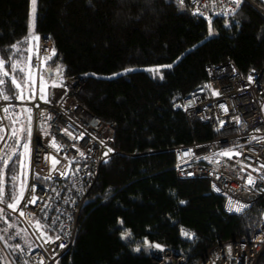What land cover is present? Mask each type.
Segmentation results:
<instances>
[{
  "label": "trees",
  "instance_id": "trees-1",
  "mask_svg": "<svg viewBox=\"0 0 264 264\" xmlns=\"http://www.w3.org/2000/svg\"><path fill=\"white\" fill-rule=\"evenodd\" d=\"M28 8L29 0H0V58L9 71L4 88L13 97L12 77L22 79L28 69L35 70L37 41L25 42ZM34 35L53 47L43 60L44 79L47 69L82 77L77 102L116 125L115 153L102 164L75 241L58 264H151L152 245L196 264L218 243L251 239L264 223V195L243 213L227 214L224 197L212 192L208 179L177 177L173 150L215 136L206 125L189 124L181 108L207 79L206 64L231 60L244 77L264 66V0H242L232 16L211 18L193 15L187 3L176 0H37ZM13 62L25 72L13 71ZM164 65L172 67L160 80L146 71H125ZM6 116L5 130L12 127ZM4 137V144H14ZM23 232L5 211L0 256L14 264L27 262L32 244ZM6 241L23 251L12 252ZM258 264H264V255Z\"/></svg>",
  "mask_w": 264,
  "mask_h": 264
},
{
  "label": "built area",
  "instance_id": "built-area-1",
  "mask_svg": "<svg viewBox=\"0 0 264 264\" xmlns=\"http://www.w3.org/2000/svg\"><path fill=\"white\" fill-rule=\"evenodd\" d=\"M184 3L189 5L193 15L202 18L230 17L238 9L231 0H184ZM52 53L51 41L39 36L33 73L36 89L43 60ZM204 70L207 79L183 99L181 108L189 124L206 125L215 136L176 147L173 150L174 169L180 179H208L212 192L224 197V211L239 215L264 195V180L261 179L264 169L260 167L264 164V66L247 77L231 60L206 64ZM59 84L62 86L48 85L45 91L47 102L40 100L37 94L34 99L23 102L0 99V127L6 126L4 107L32 110L30 162L25 171L27 188L24 199L17 211L0 204L31 239L32 248L26 253L27 264H40L41 260L43 264H58L68 253L99 170L115 153V123L90 113L76 100L84 86L83 78L65 75ZM221 105L228 111L225 112ZM65 129L75 138L66 135ZM254 136L258 139L253 140ZM53 138L60 146L59 152L52 147ZM3 144L4 140L0 141V149ZM109 148L111 152H108ZM229 149L240 155H233L231 159L217 155ZM81 152L84 156L80 155ZM47 157L59 160L56 170H52L51 160ZM66 168L70 169L68 175H60ZM249 173L255 178L253 185L247 184ZM33 186L35 191H32ZM32 196L37 197L35 204L28 203ZM230 200L243 205V211H229ZM20 211L25 215L21 216ZM36 220L45 225L48 236L52 237L51 242L40 238L33 227ZM57 236L60 238L56 239ZM262 255L264 223L259 225L251 239L218 243L196 264H258ZM150 261L151 264H184L181 256L163 247L152 250Z\"/></svg>",
  "mask_w": 264,
  "mask_h": 264
},
{
  "label": "snow or ice",
  "instance_id": "snow-or-ice-1",
  "mask_svg": "<svg viewBox=\"0 0 264 264\" xmlns=\"http://www.w3.org/2000/svg\"><path fill=\"white\" fill-rule=\"evenodd\" d=\"M180 4L184 3V0H178ZM232 3H235L237 6L242 2V0H231ZM36 8H37V0H31V13H32V25L34 27L35 18H36ZM234 11V10H233ZM209 24H211V21L209 20ZM209 32L211 34V28H209ZM32 41H39V37L35 36L32 32L29 33V38L26 40V43H31ZM13 47H16V45H13ZM33 51L32 47L30 46L28 48V52L31 53ZM28 59H31L29 57ZM6 60L0 58V99L3 101H9L11 99H17L20 101L25 100H31L35 98L36 93L34 91L31 92L30 95H25V91L30 89L35 84V79L33 77V72L31 69H28L27 75L24 78H17L15 76L12 77L11 83L14 86V88L17 90L15 96H10L6 93L4 85L6 84V81L3 77L9 76V71L5 70V64ZM172 65H164V66H158L155 68H148L146 71H149L153 73L154 76L159 75L161 79H163V75L161 74L162 68H171ZM11 69L13 71L19 70L20 72H25L24 68L20 67V62H13L11 65ZM60 70H58L59 72ZM125 71H133V69H125ZM249 80H252V77H249ZM62 86L61 84H58L55 80L52 82V87H59ZM206 87H210V85H206ZM46 88V82L44 80V76L40 75V99L47 102V95L45 92ZM214 95H218V93H213ZM222 108H224L223 105H221ZM224 111L227 112L228 109L224 108ZM3 112L7 114L6 118L11 121L12 127L10 130V138L14 140V144H4L3 149H0V204H6L7 209H10L12 211H17L18 207L21 203V201L24 199L25 191L27 188V176L25 173V169L28 167V163L30 162V138H31V112L32 110L30 108H23L20 112H11L10 107H4ZM25 116L26 121H22L21 117ZM237 122H239L237 118ZM223 124V122H221ZM5 129L0 127V141H3L5 139L4 133ZM65 134L69 137H72V133L69 132L67 129L64 130ZM45 132L47 134V129H45ZM75 138V137H72ZM82 138V137H81ZM253 140L258 139L257 137H252ZM23 140V142H22ZM17 146L22 147L23 151H18ZM52 147L55 148L58 152L61 150L60 146L56 143L55 139L52 140ZM112 149L109 148L108 152H111ZM107 152L105 153V156H107ZM187 154V153H186ZM81 156H84V153H80ZM217 155L228 157L229 159L232 158L233 155H240L239 152H233V150L229 149L224 152H220ZM15 157V160H14ZM46 159H50L52 163V170H56V165L59 163V160H57L55 157H47ZM72 162L70 161L69 164ZM261 169H264V164H262ZM69 168H66L65 171L61 172L60 175L67 176L69 172ZM78 171V169H77ZM253 171H259V169H253ZM11 172L10 180L12 182V191L10 193L9 199L6 200V196H8V193L5 191L6 186V177L8 173ZM23 177V178H22ZM50 178V177H49ZM262 180H264V176L261 177ZM247 184L253 185L255 184V178L249 173L247 178ZM32 191H35V186H33ZM37 202V197L32 196L28 203L35 204ZM181 203H184L181 201ZM228 210L229 211H235V212H242L243 211V205H239L234 203L233 201L228 202ZM21 216H24L25 213L23 211H20L19 213ZM5 217V211L3 207H0V219H4ZM6 222V221H5ZM32 223V221H29ZM9 228L13 227V225L9 224ZM33 227L39 232L40 238H45V242H51L52 237L48 236L47 230L44 224L41 223V221L36 220L33 223ZM2 231H7V229H4ZM26 231V230H25ZM182 234L187 237H191L193 234L182 230ZM130 235V233H125V236ZM16 236H20V233L17 232ZM60 237L57 236L56 239H59ZM0 239H5V237L0 236ZM156 248H160V245H152ZM5 247L10 248L12 252H22L23 249L20 244L11 245L8 244L7 241L5 242ZM60 247H63L61 245ZM139 251V249H137ZM0 260L4 261V264H14V262L9 261L7 257L0 256ZM23 264H27V262H23ZM40 264H43V261L41 260Z\"/></svg>",
  "mask_w": 264,
  "mask_h": 264
},
{
  "label": "rangeland",
  "instance_id": "rangeland-1",
  "mask_svg": "<svg viewBox=\"0 0 264 264\" xmlns=\"http://www.w3.org/2000/svg\"><path fill=\"white\" fill-rule=\"evenodd\" d=\"M36 15H37V8H36ZM36 19V18H35ZM27 28H28V36H29V33L30 32H32L33 34H34V28H35V23H34V27H33V25H32V13H31V0H29V8H28V24H27ZM36 36V35H35ZM155 67H158V66H149V67H134V68H131V69H133V71H146V69H148V68H155ZM166 69H168V68H162L161 69V74L163 75V73H164V71L166 70ZM132 72V71H131ZM147 73H149L154 79H156V80H160L161 78H160V76L159 75H156V76H154L153 75V73H151V72H149V71H146ZM45 80V79H44ZM38 82H39V87L36 89L35 88V84L33 85V91L37 94V96H38V98L40 99V78L38 79ZM45 82H46V88H45V91H46V89H47V87H48V83H47V81L45 80ZM41 100V99H40ZM20 109H23L22 107H19ZM12 109H13V107H10V110L12 111ZM21 111V110H20ZM19 111V112H20ZM21 120L22 121H26V117L25 116H22L21 117ZM10 126H12V125H10ZM10 130H11V127H9L6 131H5V133L3 134L4 136L5 135H7L8 137L6 138V140L10 137ZM5 140V141H6ZM22 142H23V140H22ZM21 152L23 151V149L21 148V150H20ZM0 236H3L2 234H0ZM23 237H24V239H25V242L26 243H32L31 242V239H30V237H29V235L24 231L23 232Z\"/></svg>",
  "mask_w": 264,
  "mask_h": 264
},
{
  "label": "water",
  "instance_id": "water-1",
  "mask_svg": "<svg viewBox=\"0 0 264 264\" xmlns=\"http://www.w3.org/2000/svg\"><path fill=\"white\" fill-rule=\"evenodd\" d=\"M45 76L47 77L46 81L50 83L51 81H54V80L58 82L60 78L62 77V74L61 72H58V70L47 69L45 71Z\"/></svg>",
  "mask_w": 264,
  "mask_h": 264
},
{
  "label": "crops",
  "instance_id": "crops-1",
  "mask_svg": "<svg viewBox=\"0 0 264 264\" xmlns=\"http://www.w3.org/2000/svg\"><path fill=\"white\" fill-rule=\"evenodd\" d=\"M48 83V82H47ZM49 85H52V81L50 82V83H48ZM58 84H59V82H58Z\"/></svg>",
  "mask_w": 264,
  "mask_h": 264
},
{
  "label": "clouds",
  "instance_id": "clouds-1",
  "mask_svg": "<svg viewBox=\"0 0 264 264\" xmlns=\"http://www.w3.org/2000/svg\"><path fill=\"white\" fill-rule=\"evenodd\" d=\"M59 82V81H58Z\"/></svg>",
  "mask_w": 264,
  "mask_h": 264
}]
</instances>
